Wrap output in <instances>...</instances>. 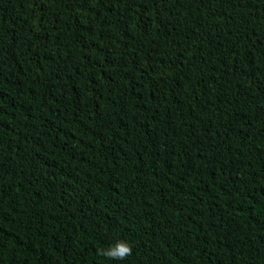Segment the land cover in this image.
<instances>
[{
	"label": "trees",
	"instance_id": "trees-1",
	"mask_svg": "<svg viewBox=\"0 0 264 264\" xmlns=\"http://www.w3.org/2000/svg\"><path fill=\"white\" fill-rule=\"evenodd\" d=\"M0 264H264V0H0Z\"/></svg>",
	"mask_w": 264,
	"mask_h": 264
},
{
	"label": "clouds",
	"instance_id": "clouds-1",
	"mask_svg": "<svg viewBox=\"0 0 264 264\" xmlns=\"http://www.w3.org/2000/svg\"><path fill=\"white\" fill-rule=\"evenodd\" d=\"M133 253V246L129 241L119 239L116 240L108 248L98 249V254L105 256L109 259L125 260L127 257L131 256Z\"/></svg>",
	"mask_w": 264,
	"mask_h": 264
}]
</instances>
